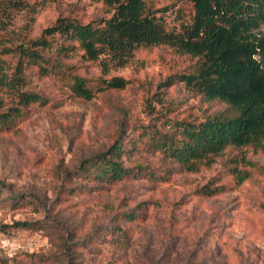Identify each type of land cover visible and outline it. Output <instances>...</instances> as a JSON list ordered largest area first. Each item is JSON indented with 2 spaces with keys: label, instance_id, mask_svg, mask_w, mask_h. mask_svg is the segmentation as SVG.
I'll list each match as a JSON object with an SVG mask.
<instances>
[{
  "label": "rangeland",
  "instance_id": "rangeland-1",
  "mask_svg": "<svg viewBox=\"0 0 264 264\" xmlns=\"http://www.w3.org/2000/svg\"><path fill=\"white\" fill-rule=\"evenodd\" d=\"M155 8L167 7L170 26L189 20L193 0H150ZM29 6L12 17L13 34L37 35L59 15L71 14L86 21L106 16L101 0H28ZM23 36V35H22ZM11 75L16 57H3ZM190 57L166 45L137 47L123 66L110 68L105 77L119 75L131 82L87 101L72 95L55 76H42L37 68L28 73L26 87L49 98L35 106L16 133L0 135V264H264V151L245 150L250 175L238 183L230 173L234 151L200 171H174L158 180L125 179L91 186L86 175L88 158L103 151L120 130L138 134L140 125L153 124L150 98L168 75L186 70ZM92 72L102 75L93 64ZM180 115H203L205 103L181 83L162 89ZM216 104L213 110L220 109ZM153 113V114H152ZM135 161L157 166L159 154L142 150ZM226 189L212 197L199 188L209 182ZM14 196H20L16 203ZM150 200L148 217L131 225L132 239L105 238V204L119 208ZM25 220L31 226H16ZM95 237V238H93Z\"/></svg>",
  "mask_w": 264,
  "mask_h": 264
},
{
  "label": "trees",
  "instance_id": "trees-1",
  "mask_svg": "<svg viewBox=\"0 0 264 264\" xmlns=\"http://www.w3.org/2000/svg\"><path fill=\"white\" fill-rule=\"evenodd\" d=\"M101 1L106 16L84 21L61 14L37 35L16 37L5 19L30 4L0 0V135L19 131L35 106L49 102L45 94L26 87L32 68L42 76H55L72 95L90 101L127 87L130 80L104 75L125 65L137 47L166 45L189 56V66L158 82L147 98L157 113L153 124L140 125L138 134L130 137L119 130L107 148L87 159L85 172L93 184L76 186L75 192L132 178L156 181L177 170L197 172L228 150L234 151L230 173L238 183L248 179L249 170L239 168L240 163L249 164L245 150L264 151V0H193L191 18L172 26L165 16L168 8H155L150 0ZM5 56L16 57L11 75L2 65ZM96 63L102 75L92 72ZM176 83L201 98L203 115L170 113L171 102L156 111L153 104L165 102L162 89ZM216 104L222 106L213 110ZM144 149L159 154L157 166L135 161L136 153ZM4 187L0 180V197ZM225 189L211 181L199 191L212 197ZM13 198L16 203L20 196ZM151 203L143 200L123 208L106 203L108 222L100 228L105 238L130 242L131 225L148 217ZM14 225L32 223L18 220Z\"/></svg>",
  "mask_w": 264,
  "mask_h": 264
}]
</instances>
